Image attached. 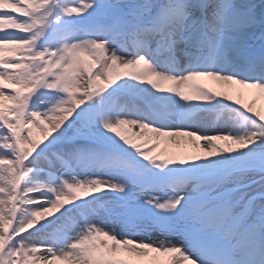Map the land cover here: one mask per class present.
<instances>
[{
	"label": "snow or ice",
	"instance_id": "6c2138e0",
	"mask_svg": "<svg viewBox=\"0 0 264 264\" xmlns=\"http://www.w3.org/2000/svg\"><path fill=\"white\" fill-rule=\"evenodd\" d=\"M264 0H0V264H264Z\"/></svg>",
	"mask_w": 264,
	"mask_h": 264
},
{
	"label": "bare ground",
	"instance_id": "6f19581e",
	"mask_svg": "<svg viewBox=\"0 0 264 264\" xmlns=\"http://www.w3.org/2000/svg\"><path fill=\"white\" fill-rule=\"evenodd\" d=\"M259 104L264 105V99H261V100L259 101Z\"/></svg>",
	"mask_w": 264,
	"mask_h": 264
}]
</instances>
